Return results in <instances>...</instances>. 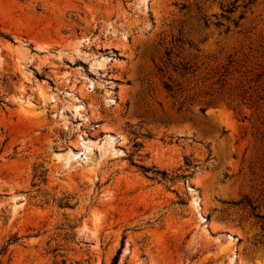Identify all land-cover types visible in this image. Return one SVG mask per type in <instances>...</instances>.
I'll use <instances>...</instances> for the list:
<instances>
[{
  "label": "rangeland",
  "instance_id": "obj_1",
  "mask_svg": "<svg viewBox=\"0 0 264 264\" xmlns=\"http://www.w3.org/2000/svg\"><path fill=\"white\" fill-rule=\"evenodd\" d=\"M0 264H264V0H0Z\"/></svg>",
  "mask_w": 264,
  "mask_h": 264
},
{
  "label": "trees",
  "instance_id": "obj_2",
  "mask_svg": "<svg viewBox=\"0 0 264 264\" xmlns=\"http://www.w3.org/2000/svg\"><path fill=\"white\" fill-rule=\"evenodd\" d=\"M120 253V250L118 251V254ZM118 258V256H116V259Z\"/></svg>",
  "mask_w": 264,
  "mask_h": 264
}]
</instances>
